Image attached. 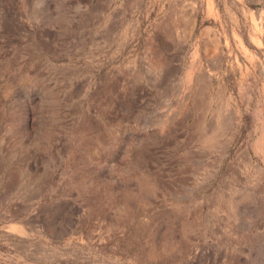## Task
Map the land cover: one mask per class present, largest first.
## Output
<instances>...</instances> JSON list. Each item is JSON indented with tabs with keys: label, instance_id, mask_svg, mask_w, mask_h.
Returning <instances> with one entry per match:
<instances>
[{
	"label": "rangeland",
	"instance_id": "1",
	"mask_svg": "<svg viewBox=\"0 0 264 264\" xmlns=\"http://www.w3.org/2000/svg\"><path fill=\"white\" fill-rule=\"evenodd\" d=\"M0 264H264V0H0Z\"/></svg>",
	"mask_w": 264,
	"mask_h": 264
}]
</instances>
